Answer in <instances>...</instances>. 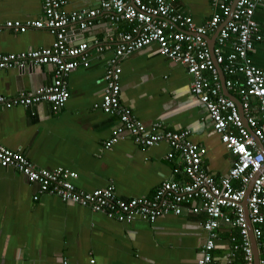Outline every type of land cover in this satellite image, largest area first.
Returning a JSON list of instances; mask_svg holds the SVG:
<instances>
[{"label":"crops","instance_id":"0c3cea01","mask_svg":"<svg viewBox=\"0 0 264 264\" xmlns=\"http://www.w3.org/2000/svg\"><path fill=\"white\" fill-rule=\"evenodd\" d=\"M97 1L67 0L63 10L89 9ZM172 1L196 25L204 24L213 12L210 0ZM41 13V0H0V53L50 47L54 37L48 31L18 33L5 28L7 22L34 21ZM254 18L263 40L255 44L250 59L264 73V4ZM127 29L126 23L113 25L106 17L96 18L82 32L78 26L69 27L71 45L96 41L103 51L95 54L92 45L89 67L68 75L70 97L56 113L47 103L1 111L0 146L23 154L37 169L72 171L78 191L113 187L122 200L150 199L163 182L188 183L178 154L167 157L166 143L143 149L126 135L104 148L119 120L94 105L105 88L107 60L120 32ZM213 39L208 37L209 45ZM120 67L121 106L130 108L146 128L160 123L166 131H189V140L206 150L203 169L215 180L227 176L234 157L214 133L205 107L191 95L192 79L185 68L159 55L154 45L123 58ZM52 78V66L1 70L0 96L13 98L49 86ZM204 221L203 213L183 211L153 223L141 219L119 223L57 196L40 194L22 174L0 166V264H196L206 237ZM249 241L256 256L251 226ZM241 242L236 227L220 225L211 264H245Z\"/></svg>","mask_w":264,"mask_h":264},{"label":"built area","instance_id":"2783aa9c","mask_svg":"<svg viewBox=\"0 0 264 264\" xmlns=\"http://www.w3.org/2000/svg\"><path fill=\"white\" fill-rule=\"evenodd\" d=\"M41 1L42 13L38 19L7 22L5 28L18 33L45 30L53 35L54 41L43 49L0 53V71L25 65L52 66V83L22 91L13 98L0 96V112L41 103L49 104L54 113L62 109L70 97L68 75L80 67H89L92 45L95 54L104 49L96 41L71 45L67 29L78 26L79 31H85L98 17H106L113 25L126 23L128 29L120 32L107 60L100 102L94 105L95 109L119 120L104 148H110L126 135L143 149L166 143L170 148L167 157L178 154L188 183L163 182L150 199L122 200L117 198L113 187L78 191L72 183L77 175L72 171L62 167L52 171L37 169L23 154L2 146L0 166L22 174L38 186L40 194L57 196L119 223L129 224L136 219L153 223L160 216L181 215L183 211L203 213L206 237L196 264L212 263L222 224L239 230L245 264H264V73L250 59L255 44L263 40L254 15L264 0H210L213 12L202 25H196L190 16L184 15L172 0H98L92 8L70 12L63 10L67 0ZM210 35L214 38L212 48ZM152 45L159 55L182 65L191 77V95L205 107L214 133L234 157L227 176L215 180L203 169L206 150L189 140V131H166L160 123L146 128L130 108L121 106V60ZM223 88L228 92L236 90L240 108L224 95ZM235 183L239 186L235 187ZM249 185L246 216L243 201ZM249 226L257 262L249 241Z\"/></svg>","mask_w":264,"mask_h":264},{"label":"water","instance_id":"95a60500","mask_svg":"<svg viewBox=\"0 0 264 264\" xmlns=\"http://www.w3.org/2000/svg\"><path fill=\"white\" fill-rule=\"evenodd\" d=\"M211 47H212V44H211ZM221 75H222V74H221ZM222 80H224L223 75H222ZM223 93H224V95H225L226 97H228V98H230V99H233V100L236 102V104L238 105V107L240 108L241 105H240L239 101H238L234 96H232L228 91H226L225 88H224ZM250 189H251V185H249V187L247 188V191H246V194H245V198H244V201H243L244 212H245V215H246V216H247L246 200H247V197H248V195H249ZM256 251H257V249H256ZM255 255H256L255 257H256V262H257V260H258L257 252H256Z\"/></svg>","mask_w":264,"mask_h":264},{"label":"trees","instance_id":"16d2710c","mask_svg":"<svg viewBox=\"0 0 264 264\" xmlns=\"http://www.w3.org/2000/svg\"><path fill=\"white\" fill-rule=\"evenodd\" d=\"M230 93H231L235 98L238 97V94H237L236 90L230 91ZM235 184H236V183H235Z\"/></svg>","mask_w":264,"mask_h":264},{"label":"bare ground","instance_id":"6f19581e","mask_svg":"<svg viewBox=\"0 0 264 264\" xmlns=\"http://www.w3.org/2000/svg\"><path fill=\"white\" fill-rule=\"evenodd\" d=\"M213 45H214V43H212V47H213ZM209 46H210V48H212V47H211V44H210ZM32 66H34V65H32ZM221 74H222V73L220 72V77H221ZM221 80H222V77H221ZM222 81H224V80H222ZM223 91H224V88H223ZM237 106H238V105H237Z\"/></svg>","mask_w":264,"mask_h":264}]
</instances>
